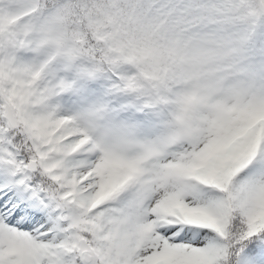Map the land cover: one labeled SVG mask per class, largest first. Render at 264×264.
I'll return each mask as SVG.
<instances>
[{
    "label": "snow or ice",
    "instance_id": "1",
    "mask_svg": "<svg viewBox=\"0 0 264 264\" xmlns=\"http://www.w3.org/2000/svg\"><path fill=\"white\" fill-rule=\"evenodd\" d=\"M0 264H264V0H0Z\"/></svg>",
    "mask_w": 264,
    "mask_h": 264
}]
</instances>
